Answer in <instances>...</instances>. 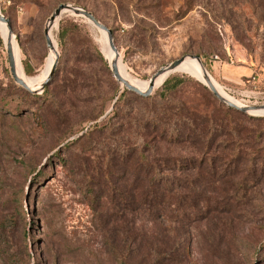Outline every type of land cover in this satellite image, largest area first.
Instances as JSON below:
<instances>
[{
  "label": "rangeland",
  "instance_id": "374dc122",
  "mask_svg": "<svg viewBox=\"0 0 264 264\" xmlns=\"http://www.w3.org/2000/svg\"><path fill=\"white\" fill-rule=\"evenodd\" d=\"M66 2L114 30L119 67L139 86L198 54L228 97L264 103V0H0L17 40L18 70L30 83L49 72L45 28ZM66 19L78 28L63 50ZM51 35L60 55L47 100L14 80L0 21V264H121V256L130 264H264V120L249 118L264 113L227 112L204 80L177 69L156 85L149 106L172 111L155 94L171 74L187 75L170 103L195 105L229 123V133L216 132L210 149L148 137L131 111H112L123 85L103 31L66 14ZM126 106L134 114L145 109L132 98ZM140 149L144 167L159 166L169 181L159 210L145 199L149 179L135 164Z\"/></svg>",
  "mask_w": 264,
  "mask_h": 264
},
{
  "label": "trees",
  "instance_id": "16d2710c",
  "mask_svg": "<svg viewBox=\"0 0 264 264\" xmlns=\"http://www.w3.org/2000/svg\"><path fill=\"white\" fill-rule=\"evenodd\" d=\"M71 22H73L71 21V19L62 20L61 28L59 31V44L63 46V50L66 49L70 34L73 33V30L75 28H78L77 24H74L72 26L73 30L70 29L68 24ZM0 41L1 45H3L2 39ZM96 47L97 46L95 45L94 48L96 49V53L103 60L100 50ZM25 71L26 74L33 73L30 70V65L28 63L27 66H25ZM188 80L189 76L187 75L181 76L171 74L162 83L161 89L156 92L155 96L160 98V100L165 103L167 108L172 109V111H168V109H165L163 112H157L156 109L151 108L152 103H150L151 105L149 106V102H151L153 95L143 96L134 91L128 90L127 88L121 92L117 100L114 102V108L112 111H114V114L116 115H120L121 112L119 111H121L124 107L125 112L131 111L128 114L131 117V120H133L135 124H138L140 128L144 131V134L148 137L152 135H157L161 138H165L174 142L185 140L193 144H197V142L199 141L204 143L206 147L210 149L209 147L211 146V141L216 132L221 131L222 133H224L225 131V133H229V123L225 121L217 122L210 115L200 113L199 109L195 105L194 107L184 108L183 104L170 103L171 99H169L168 95L175 93L180 87L185 85ZM19 87L30 96L39 99L51 100V92L48 89V85L46 86L42 94L27 90L23 86ZM130 98L139 103H143L145 106L144 111H140V109H137V112H135L134 114V109L131 110L129 109V107L126 108L128 100ZM225 109L227 112H229V110H234L236 112L241 113L239 110L229 106H225ZM249 118L264 120L262 116H250ZM110 124H112V122ZM98 127L99 125L97 123L96 128ZM199 131L200 133H198ZM250 134H254L253 130L250 131ZM262 134L264 135V131H262ZM199 135H201L204 140H200ZM227 141H229V139L223 140V142ZM146 159L147 156L145 155V151L143 149H140L138 151V155L136 156L135 164L137 166V171L140 173L145 171L146 177H148L149 179L148 188L150 191H148L149 193L146 196L147 198L145 199L150 200L149 205L151 207H153L155 210H159V208L164 204L165 201V191H161V189L166 188V185L169 184V181H164L163 179H160V175L158 174L160 172L159 166H154V169L144 167ZM209 160L210 162L207 161L208 168L206 169H209V165L212 164L211 158H209ZM177 163L178 162H176L175 164L176 166H178ZM19 194L21 195V197L23 196L22 191ZM17 198L19 199L20 196H18ZM120 258L121 264H130V262L127 260V258H125V256H121Z\"/></svg>",
  "mask_w": 264,
  "mask_h": 264
},
{
  "label": "water",
  "instance_id": "95a60500",
  "mask_svg": "<svg viewBox=\"0 0 264 264\" xmlns=\"http://www.w3.org/2000/svg\"><path fill=\"white\" fill-rule=\"evenodd\" d=\"M66 14H74V15H77V16L85 17L94 26H96L98 29L106 31L111 47L115 50L117 56L120 55V51H119L118 47L115 44L113 30L110 27H108L105 23H103L93 12L89 11L88 9H86L84 7H81V6L73 4V3H68V2L59 4L54 9V11L52 12V14H51V16H50V18L48 20L47 26L45 28V36H46V41H47V45H48L49 50H50V48L53 47V42H52V39H51V36H50L51 28L54 26L56 21L59 22L60 19ZM0 20L5 21L7 23L8 27H9V30H10V33L13 34V28H12V25H11V21L2 12H0ZM6 50H7V55H8V59H9L11 74H12L14 80L18 84H20L21 86L26 88L27 90H30L32 92H37L38 89H33L27 82H25L18 75L15 51H14L13 43H12L11 40L7 43ZM59 55H60V53H59V51L57 49L56 50V59H55V61L53 63L51 71L46 76L45 80L42 82V84H41L39 89L43 90L45 88V86L50 82L51 78L53 77L55 69L57 67ZM187 56H190L191 58L197 59L200 62L201 67L203 69V73H204L205 79L207 80V82H204V83L213 91V93L221 101L226 103L228 106L235 107V108H237L239 110H242V111H250V112H252V111H264V103L263 104L240 106V105L236 104L235 102L224 98L219 93V91L216 89L215 85L213 84V82L211 80V77L208 74L207 68L203 64L201 56L198 55V54L183 55L182 57L172 61L171 63H169V64H167V65H165L163 67H161L158 71H156L151 76L149 86L145 90H143V89L139 88L138 86H136L135 84L131 83L127 78H125L120 73L119 67L117 65V61L116 60H113V62L110 63V66H111V69H112L114 75L116 76V78L123 85L121 90H124L125 88H127L128 90L134 91V92H136L138 94H141L143 96H150L153 93L154 89H155L157 79L161 75H163V74H165V73H167L169 71H172L173 69L178 67L186 59Z\"/></svg>",
  "mask_w": 264,
  "mask_h": 264
},
{
  "label": "bare ground",
  "instance_id": "6f19581e",
  "mask_svg": "<svg viewBox=\"0 0 264 264\" xmlns=\"http://www.w3.org/2000/svg\"><path fill=\"white\" fill-rule=\"evenodd\" d=\"M2 32H3V35H4V38L6 39V42L8 43L10 40L12 41L13 43V47H14V51H15V57H16V64H17V58H18V54H17V47H16V37L14 34H11L10 33V30H9V27L7 25V23L5 21H2ZM58 23V21L55 22L54 26ZM53 26V27H54ZM53 27L51 28V31H50V36H51V39H52V30H53ZM103 31V38L105 40V43H106V52L109 56V59L113 62V60H116L117 61V65L119 67V56H117L115 50L111 47L110 43H109V39H108V35H107V32L104 31V30H101ZM52 42H53V39H52ZM7 46V44H6ZM56 47H55V44L53 42V47L50 48V52L49 54L51 53V59H50V63H49V72L51 71V68L53 66V63L56 59ZM121 59V58H120ZM111 63V62H110ZM205 65V64H204ZM177 69L179 70H184V71H190L196 75H198L202 80H204L205 82H207V80L205 79V76H204V73H203V69L201 67V64L200 62L197 60V59H194V58H191L190 56H187L186 59L178 66L176 67L175 69H173L172 71H169L163 75H161L157 81H156V85L163 79V77L167 76L168 74H170L171 72H174L176 71ZM119 71L120 73L125 77L127 78L131 83L135 84L136 86H138L139 88L145 90L148 88L149 86V83H150V80L146 83L145 86H139L135 81H133L129 76H127L124 72L121 71L120 67H119ZM208 71V70H207ZM48 72V74H49ZM17 73L18 75L25 81L27 82L33 89H39L42 82L45 80V78L42 80V81H39V83L37 84H34V83H30L28 82L27 80H25L23 77H22V74L21 72L18 70V66H17ZM47 74V75H48ZM209 74V72H208ZM210 75V74H209ZM211 77V75H210ZM214 79V78H213ZM213 84L215 85L216 89L219 91V93L226 99L228 100H231L233 102H235L236 104L240 105V106H244L243 104H240L239 102H237L234 98H231L230 96L228 97L227 93L213 80ZM156 87V86H155ZM252 112H256V113H264V111H252Z\"/></svg>",
  "mask_w": 264,
  "mask_h": 264
}]
</instances>
